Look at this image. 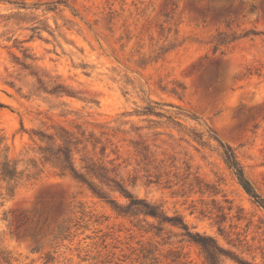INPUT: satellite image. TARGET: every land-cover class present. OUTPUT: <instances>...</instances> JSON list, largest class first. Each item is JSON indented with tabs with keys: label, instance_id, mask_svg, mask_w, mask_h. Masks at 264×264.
<instances>
[{
	"label": "rangeland",
	"instance_id": "374dc122",
	"mask_svg": "<svg viewBox=\"0 0 264 264\" xmlns=\"http://www.w3.org/2000/svg\"><path fill=\"white\" fill-rule=\"evenodd\" d=\"M226 146L264 200V0H0V264H264Z\"/></svg>",
	"mask_w": 264,
	"mask_h": 264
},
{
	"label": "trees",
	"instance_id": "16d2710c",
	"mask_svg": "<svg viewBox=\"0 0 264 264\" xmlns=\"http://www.w3.org/2000/svg\"><path fill=\"white\" fill-rule=\"evenodd\" d=\"M223 157L227 165L233 169L238 179V182L242 186L244 191L264 209V200L255 192L254 188L252 187L250 182L245 177L243 169L237 162L236 156L230 147H227V146L225 147V149L223 150ZM1 175L3 179L5 178L12 179V177L14 176V170L11 169L8 166V164L3 163L2 168H1ZM119 189L127 198H129V203L127 205L128 208L135 206V205H141L142 207L141 209L144 212V214L153 216L155 218L160 217V214L157 211V208L155 206L149 205L146 202L144 203L138 202V200L134 198L131 194H129V192H127L123 188H119ZM94 192L100 196V194L96 192L95 190ZM193 240L202 247L209 263L217 264V260L215 256H217V254L222 253L221 252L222 250L215 244V242H213V239L211 237H204L199 234H196V238H193Z\"/></svg>",
	"mask_w": 264,
	"mask_h": 264
}]
</instances>
